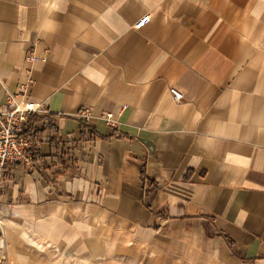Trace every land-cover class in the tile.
Masks as SVG:
<instances>
[{
  "label": "crops",
  "instance_id": "obj_1",
  "mask_svg": "<svg viewBox=\"0 0 264 264\" xmlns=\"http://www.w3.org/2000/svg\"><path fill=\"white\" fill-rule=\"evenodd\" d=\"M9 97L0 264H264V0H0Z\"/></svg>",
  "mask_w": 264,
  "mask_h": 264
},
{
  "label": "built area",
  "instance_id": "obj_2",
  "mask_svg": "<svg viewBox=\"0 0 264 264\" xmlns=\"http://www.w3.org/2000/svg\"><path fill=\"white\" fill-rule=\"evenodd\" d=\"M149 19L143 16L134 26L141 28ZM170 93L175 101H181L184 93L172 87ZM46 111L44 105L31 101H17L9 97L6 103H0V195L6 185L9 167L15 164L32 167L36 152V142L23 129L29 124L34 114ZM77 116L80 120L89 121L92 117L90 108H83ZM107 124L116 127L119 122L113 115H107ZM83 129L86 125L83 124ZM93 143L95 135L89 131ZM1 223V221H0Z\"/></svg>",
  "mask_w": 264,
  "mask_h": 264
}]
</instances>
